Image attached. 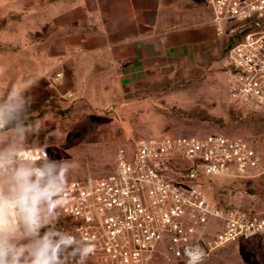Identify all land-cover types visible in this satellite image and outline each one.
<instances>
[{
  "label": "built area",
  "instance_id": "built-area-1",
  "mask_svg": "<svg viewBox=\"0 0 264 264\" xmlns=\"http://www.w3.org/2000/svg\"><path fill=\"white\" fill-rule=\"evenodd\" d=\"M206 1L234 40L223 61L229 99L264 111V0ZM62 78L58 72L55 82ZM23 154L50 157L42 146ZM252 173L264 174V158L241 137L141 138L119 149L110 173L67 181L60 229L91 240L96 264H158L160 255L167 264H200L264 233L263 212L222 206L207 192L212 178Z\"/></svg>",
  "mask_w": 264,
  "mask_h": 264
},
{
  "label": "rangeland",
  "instance_id": "rangeland-1",
  "mask_svg": "<svg viewBox=\"0 0 264 264\" xmlns=\"http://www.w3.org/2000/svg\"><path fill=\"white\" fill-rule=\"evenodd\" d=\"M50 1L0 0V86L13 80L18 87L30 89L36 133L27 134L23 148L42 146L50 158L69 161L67 181L104 176L114 169L119 149L130 150L141 138L163 135L241 137L264 158V111L228 97L223 61L232 38L221 63L167 69L130 93L116 94L110 103L93 107L78 99L51 100L50 95L57 93L49 81L33 77L32 43L43 32L35 30L37 21L31 13ZM209 186V197L222 206L264 209V174L212 178ZM61 223L58 211V229ZM86 264L96 263L88 257ZM158 264H167L164 255ZM200 264H264V237L228 244Z\"/></svg>",
  "mask_w": 264,
  "mask_h": 264
},
{
  "label": "crops",
  "instance_id": "crops-1",
  "mask_svg": "<svg viewBox=\"0 0 264 264\" xmlns=\"http://www.w3.org/2000/svg\"><path fill=\"white\" fill-rule=\"evenodd\" d=\"M31 13L43 32L32 43L33 77L49 81L51 100L93 107L167 69L219 64L230 39L206 0H53Z\"/></svg>",
  "mask_w": 264,
  "mask_h": 264
},
{
  "label": "clouds",
  "instance_id": "clouds-1",
  "mask_svg": "<svg viewBox=\"0 0 264 264\" xmlns=\"http://www.w3.org/2000/svg\"><path fill=\"white\" fill-rule=\"evenodd\" d=\"M33 103L15 81L0 86V264H86L92 241L56 227L69 161L23 154Z\"/></svg>",
  "mask_w": 264,
  "mask_h": 264
}]
</instances>
